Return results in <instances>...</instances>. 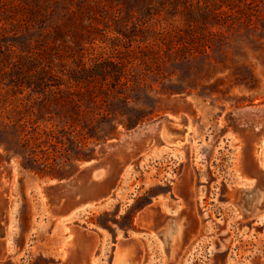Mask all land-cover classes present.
Returning <instances> with one entry per match:
<instances>
[{"label": "rangeland", "instance_id": "obj_1", "mask_svg": "<svg viewBox=\"0 0 264 264\" xmlns=\"http://www.w3.org/2000/svg\"><path fill=\"white\" fill-rule=\"evenodd\" d=\"M263 112L264 0H0V264H118L136 227L150 262L264 264ZM163 117L182 140L108 146ZM92 160L99 203H59Z\"/></svg>", "mask_w": 264, "mask_h": 264}, {"label": "water", "instance_id": "obj_2", "mask_svg": "<svg viewBox=\"0 0 264 264\" xmlns=\"http://www.w3.org/2000/svg\"><path fill=\"white\" fill-rule=\"evenodd\" d=\"M171 123L172 121L168 117H163L159 120L141 125L134 131L126 134L129 136L131 134L138 135V139L136 140L137 142H142L144 137L152 135V138L150 139L151 143L154 141L155 136H160L164 141H167L169 144H173L177 141L182 140L186 135V131H184L183 134L180 135V130L170 128ZM150 125H152V127L154 128L153 131L148 129ZM165 134L168 136L167 138L165 137ZM128 137L108 146L111 148H115V154L118 153L117 155H122L123 157V152L127 149L126 145L129 141ZM136 148H140V146L138 145ZM88 162H90V164L85 165V174L80 175L76 178L69 179L56 187V191L58 192L60 198L59 203L62 201H69V203L76 202L75 208L81 210L85 205H87V203H95L97 200H99L102 193L101 187L103 186L104 182L103 179H99L102 175L100 171H109L110 168L103 163H93V160ZM256 174L261 176L259 180L264 178V171H258V173ZM262 181L264 182V180ZM238 206L242 208L247 214L251 215L254 219H261L264 216V197L261 198L258 194L255 193L254 190L244 191L240 200L238 201ZM170 225V234L172 236L177 233L178 224L173 220H170Z\"/></svg>", "mask_w": 264, "mask_h": 264}, {"label": "crops", "instance_id": "obj_3", "mask_svg": "<svg viewBox=\"0 0 264 264\" xmlns=\"http://www.w3.org/2000/svg\"><path fill=\"white\" fill-rule=\"evenodd\" d=\"M171 204L170 201L166 202V205L169 206ZM183 224V223H182ZM178 228H180V224L178 223ZM184 226V225H183ZM154 228V236L159 235L162 236L163 231L161 229V224H158L156 226H153ZM90 231V230H88ZM91 233L95 231L91 230ZM150 231L144 228L136 227L132 230V234H129L124 240L127 241L126 243V251H128V254L118 263V264H164V263H154L147 261V259L144 257V254L148 252L147 250V245L145 243V237L147 236L149 240L150 236ZM81 235H79L75 242L74 245L79 249V252L82 251L83 246L81 245ZM147 240V241H148ZM155 242V241H154ZM78 243V244H77ZM152 244L153 241H152ZM131 253L132 255H129ZM135 254V255H134ZM142 258V259H141ZM110 264H112L110 262ZM193 264V263H191ZM194 264H198L195 262Z\"/></svg>", "mask_w": 264, "mask_h": 264}, {"label": "bare ground", "instance_id": "obj_4", "mask_svg": "<svg viewBox=\"0 0 264 264\" xmlns=\"http://www.w3.org/2000/svg\"><path fill=\"white\" fill-rule=\"evenodd\" d=\"M260 110H261V109H260ZM260 110H259V112H261ZM256 113H257V112H256ZM263 114H264V112H263ZM255 115H256V114H255ZM262 116H263V115H262ZM263 117H264V116H263ZM262 120H263V119H262ZM148 129H154V128L152 127V125H150ZM165 135H166V134H165ZM128 136H129V135L125 134L124 139H125L126 137H128ZM133 137H138V135H136V134H135V135H132V134H131V135L129 136V141H131V139H132ZM165 137L167 138L168 136L166 135ZM165 137H164V138H165ZM127 143H128V142H127ZM87 163L90 164V162H87ZM88 164H87V165H88ZM103 172H104V170H101V171H100V173H103ZM97 203H99V202H97ZM97 203H92V202H91V203H87V205H85V206L83 207V210H84L86 207H88V205H96ZM91 207H92V206H91Z\"/></svg>", "mask_w": 264, "mask_h": 264}, {"label": "trees", "instance_id": "obj_5", "mask_svg": "<svg viewBox=\"0 0 264 264\" xmlns=\"http://www.w3.org/2000/svg\"><path fill=\"white\" fill-rule=\"evenodd\" d=\"M90 73V71L86 72V74H84V77H91ZM75 79H79V77L75 76Z\"/></svg>", "mask_w": 264, "mask_h": 264}]
</instances>
